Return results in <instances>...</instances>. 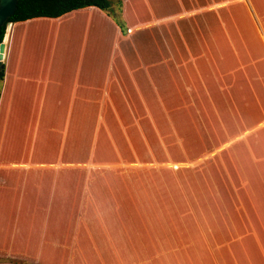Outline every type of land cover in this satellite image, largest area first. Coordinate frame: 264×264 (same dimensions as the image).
<instances>
[{"label": "rangeland", "instance_id": "374dc122", "mask_svg": "<svg viewBox=\"0 0 264 264\" xmlns=\"http://www.w3.org/2000/svg\"><path fill=\"white\" fill-rule=\"evenodd\" d=\"M237 1L173 0L156 22L140 15L127 30L124 53L118 50L109 93L93 108L60 111L62 120L50 123L38 110L14 111L13 118L0 113V131L19 145L11 158L24 156L27 145L29 165L39 168L56 152L53 167L65 171L67 182L61 228L71 233L78 263L242 264L243 245L264 258V222L239 220L253 207L220 200L210 80L200 78L206 65L213 71L214 47L200 45L205 68L198 67V21L202 26L204 12L218 21V11ZM7 33L8 26L4 41ZM28 173L23 190L43 201L45 172Z\"/></svg>", "mask_w": 264, "mask_h": 264}, {"label": "crops", "instance_id": "0c3cea01", "mask_svg": "<svg viewBox=\"0 0 264 264\" xmlns=\"http://www.w3.org/2000/svg\"><path fill=\"white\" fill-rule=\"evenodd\" d=\"M119 1L121 7L113 0L112 14L128 31L138 25L140 15L148 14L144 20L156 22L171 12L173 5V0ZM205 13L203 25L197 24V57L198 67L205 68L200 45L207 50L208 45L214 47L213 71L206 65L200 78L204 83L205 78L210 80V92H206L214 109L213 169L220 180L221 204L253 207L250 214L240 213L239 220L264 222V0H238L218 11V21L217 16L213 21ZM128 35L112 16L94 6L54 19L10 23L0 113L7 118L12 113L13 118L14 111L38 110L50 123L55 117L62 120L60 111L93 108V100H103L109 93L118 50L120 55L124 53ZM165 56V61H175ZM14 137L1 129L0 264H85L77 262L71 233L61 228L67 182L65 171L54 168L50 160L56 152H48L51 155L39 168L29 165L27 145L25 155L14 160L11 151L14 155L19 146L18 142L13 146ZM20 137L23 140L25 136ZM51 140L55 142L52 136ZM249 142L252 149L247 148ZM20 146L23 149V144ZM217 157L224 168L218 167ZM34 169L45 172L47 194L43 201L29 200L27 188L23 190L24 182L28 186L29 170ZM243 244L239 243L236 251ZM241 250L244 255L239 263L264 261L246 245Z\"/></svg>", "mask_w": 264, "mask_h": 264}, {"label": "trees", "instance_id": "16d2710c", "mask_svg": "<svg viewBox=\"0 0 264 264\" xmlns=\"http://www.w3.org/2000/svg\"><path fill=\"white\" fill-rule=\"evenodd\" d=\"M112 4L113 0H18L17 8L14 14L8 18L7 23L24 22L35 18L54 19L75 10L94 6L107 12L116 20L122 32H127L124 22L112 14ZM117 5L121 7V1L117 0ZM198 14L196 16H199ZM5 29L6 24L0 29V43L3 40ZM4 70L3 64L0 68V82L3 80ZM50 160L54 161V158ZM132 211L135 212V209L132 208Z\"/></svg>", "mask_w": 264, "mask_h": 264}, {"label": "water", "instance_id": "95a60500", "mask_svg": "<svg viewBox=\"0 0 264 264\" xmlns=\"http://www.w3.org/2000/svg\"><path fill=\"white\" fill-rule=\"evenodd\" d=\"M18 0H0V29L6 24L8 26L10 23H7L9 17H11L16 8ZM5 48L6 43L4 40L0 43V68L3 65L5 58Z\"/></svg>", "mask_w": 264, "mask_h": 264}]
</instances>
